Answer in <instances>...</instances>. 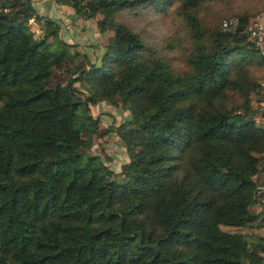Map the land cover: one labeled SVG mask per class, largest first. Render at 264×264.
I'll use <instances>...</instances> for the list:
<instances>
[{
  "label": "trees",
  "instance_id": "trees-1",
  "mask_svg": "<svg viewBox=\"0 0 264 264\" xmlns=\"http://www.w3.org/2000/svg\"><path fill=\"white\" fill-rule=\"evenodd\" d=\"M56 1L86 16L101 10L98 25L113 34L101 62H80L52 86V70L78 53L49 41L58 25L31 0H0V264H264L262 238L221 228L254 219L249 205L264 188V126L225 101L229 88L258 89L250 62L264 74L259 51L247 55L230 36L246 40L244 20L217 31L207 52L191 11L200 0H182L196 42L180 72L115 19L137 6L158 13L171 0ZM31 18L42 21L41 37ZM78 71L132 114L105 130L129 157L118 172L88 152L95 95H78Z\"/></svg>",
  "mask_w": 264,
  "mask_h": 264
},
{
  "label": "rangeland",
  "instance_id": "rangeland-1",
  "mask_svg": "<svg viewBox=\"0 0 264 264\" xmlns=\"http://www.w3.org/2000/svg\"><path fill=\"white\" fill-rule=\"evenodd\" d=\"M58 4L68 5L65 9L70 12L66 19L51 18L45 14L37 13L58 25L56 35L50 37L49 41L55 43L57 40H63L70 44L68 46L70 55L74 52L78 54L73 58L69 56L66 59V66L61 63L60 67H55L52 70L49 77V84L52 86L57 83L65 84L75 66L80 62L86 67L91 63L101 62L108 39L113 34V30L108 25H105L103 29L99 27L98 20L103 18L101 10L96 11L93 16H86L83 13H77L68 3L59 2ZM262 9L264 10V0H200L191 8V11L197 19L200 40L205 43L207 52H210L213 49L212 43L215 42L216 32H223L220 23L224 18L241 17L247 24L250 19L263 11ZM183 11L182 0H171L170 4L158 13L153 12L152 7L149 9L137 6L136 9H126L117 13L115 19L139 33L148 56L163 58L175 70L186 72L190 68L187 56L194 50L196 38ZM29 21L35 37H41L45 30L42 21L37 23L33 21V18ZM230 36L232 39H240L239 43L244 50L248 51L247 55L255 54L253 52L255 47L253 48L245 40V37L238 34ZM231 38L230 43H234ZM67 66L68 68H66ZM261 72L263 73L253 61L248 64L245 70L251 85L253 81L256 82L259 86L258 89L264 88V74ZM80 75V71L74 74L78 77ZM74 85L78 88V95L81 98L95 95V101L89 102L88 105L91 114L97 117L96 130L83 132V135L90 137L92 141L88 152L101 155L104 163L114 172H118L122 163L127 162L129 157L118 134L113 130L108 132L105 130L107 127H116L126 123L132 117L130 110L123 107L118 98L116 101H109L103 96L99 97V93H95L86 76L79 77L74 81ZM243 89H227L225 92L226 105L233 112L250 114L251 95L258 89L255 87ZM244 91L247 95L245 103H243L245 100ZM260 176L261 173L258 176V184H260ZM255 193L258 198L249 205V210L256 213V217L242 226L222 224L221 228L230 232L243 233L249 241L255 242L262 238L261 240L264 242V188L259 186ZM260 254L264 255V249L260 250Z\"/></svg>",
  "mask_w": 264,
  "mask_h": 264
},
{
  "label": "crops",
  "instance_id": "crops-1",
  "mask_svg": "<svg viewBox=\"0 0 264 264\" xmlns=\"http://www.w3.org/2000/svg\"><path fill=\"white\" fill-rule=\"evenodd\" d=\"M32 2L38 13L45 14L51 18L60 17L66 19L70 12L65 9L68 5H59L56 0H32ZM250 114L257 124L264 126V88L258 89L251 95Z\"/></svg>",
  "mask_w": 264,
  "mask_h": 264
},
{
  "label": "built area",
  "instance_id": "built-area-1",
  "mask_svg": "<svg viewBox=\"0 0 264 264\" xmlns=\"http://www.w3.org/2000/svg\"><path fill=\"white\" fill-rule=\"evenodd\" d=\"M240 24L238 17H228L221 21L222 31L234 32ZM246 40L264 57V10L250 19L244 28ZM264 85V83H263Z\"/></svg>",
  "mask_w": 264,
  "mask_h": 264
},
{
  "label": "water",
  "instance_id": "water-1",
  "mask_svg": "<svg viewBox=\"0 0 264 264\" xmlns=\"http://www.w3.org/2000/svg\"><path fill=\"white\" fill-rule=\"evenodd\" d=\"M171 264H172V262H171Z\"/></svg>",
  "mask_w": 264,
  "mask_h": 264
}]
</instances>
